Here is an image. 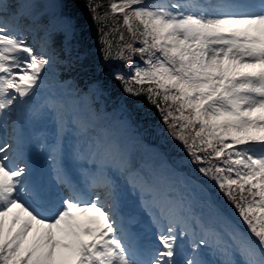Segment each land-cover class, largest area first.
I'll list each match as a JSON object with an SVG mask.
<instances>
[{"label":"snow or ice","instance_id":"obj_1","mask_svg":"<svg viewBox=\"0 0 264 264\" xmlns=\"http://www.w3.org/2000/svg\"><path fill=\"white\" fill-rule=\"evenodd\" d=\"M65 6L0 0V127L15 133L14 117L27 109L31 121L57 129L55 145L41 132L34 141L0 137V264H207L201 249L221 254L220 264H264V0H220L196 14L179 3H111L131 39L119 32L113 54L105 37L118 27L98 29L101 57L113 63L110 79L154 107L180 145L185 156L165 170L134 161L122 130L93 106L95 85L32 106L49 70L66 62L55 47L67 39ZM85 6L99 22L103 5ZM66 136L71 158L88 165L82 184L137 201L157 229L152 246L128 243L101 194L80 195L59 163ZM40 151L65 190L36 178Z\"/></svg>","mask_w":264,"mask_h":264},{"label":"trees","instance_id":"obj_2","mask_svg":"<svg viewBox=\"0 0 264 264\" xmlns=\"http://www.w3.org/2000/svg\"><path fill=\"white\" fill-rule=\"evenodd\" d=\"M93 2L103 5L99 10V22L92 19L85 6L86 0H66V14L73 20L72 35L67 42L58 36L55 45L57 52L66 58V62L58 61L49 70L47 77L57 81L71 78L70 86L84 91L95 85L91 98L98 109L105 106L110 114L125 116L129 127L134 129L138 137L144 139L149 148L153 147L151 151L162 155L166 161L177 166V161L185 154L180 151V145L168 137L159 113L143 97H140V102H132V98L123 93L120 85L110 79L113 63L105 64L102 60L101 32L98 29L110 33L113 26L118 27L115 34L110 33L105 37V41L111 44L113 54H118L120 50L116 45L119 32H123L126 41L131 39L127 28L123 26L122 14L111 12L110 5L113 0H93ZM105 12L108 13L107 16ZM135 23L133 22L134 27ZM135 59L139 63V57ZM193 167L188 165L181 169L190 172ZM228 207L231 208L230 205ZM234 213L233 209L231 214L234 216ZM234 219L239 222L238 217L234 216ZM240 226L243 227L242 224Z\"/></svg>","mask_w":264,"mask_h":264},{"label":"rangeland","instance_id":"obj_3","mask_svg":"<svg viewBox=\"0 0 264 264\" xmlns=\"http://www.w3.org/2000/svg\"><path fill=\"white\" fill-rule=\"evenodd\" d=\"M116 1H120V0H115V2ZM176 1L177 0H157V1L144 0L146 5L163 6L165 8H169L170 5L173 3H179V1L178 2H176ZM211 1H213V0H195V4H196L195 6H200L201 4H204V3L206 4V3L211 2ZM256 1H258V0H256ZM7 2H8V0H5V5L7 4ZM40 2H42V3L58 2V0H40ZM113 2H114V0H113ZM186 14H194V13L192 10H190L189 12H186ZM66 34H67V39H65L64 35H60L59 38L61 40L67 41L71 37V35H72V21H70V23L66 26ZM50 80L51 79H49L48 77L45 79L44 83L40 87V89L42 91L52 89V88L56 89L57 87H61L64 90L63 92L67 93L69 96H72L74 94L75 91L70 89V87H69L70 83L68 84L67 81L51 82ZM55 92L62 94V92L59 90H57ZM95 108L97 109L98 112H100L105 117V122L107 124H111V125L116 126L122 130L124 136L126 137L129 144L131 145L132 156L135 159L136 163L151 164L153 167L160 168L161 170H165L168 168H171V169L177 168V166H175V164L166 161L162 155L151 151V149L153 147L149 148L147 146V142L142 141V138L138 137V134L134 131V129L132 130V128L129 127V125L127 123L128 119L125 116L118 117L119 116L118 114H115V113L110 114L111 112L109 110H107V108L105 106L101 107L100 109H98L97 107H95ZM45 126L48 128V131H49V138L51 139L49 142L55 143L57 141L56 126L54 124L46 123V122H45ZM179 171L186 172L185 170H182V169H179ZM176 179L177 180H183V177L178 175L176 177ZM50 187L53 188L52 186H50ZM53 190H54V188H53ZM108 190H109L108 188H99V189H95L94 191L96 193L101 194V195H102V191H103L102 198H104L108 202V201H110L109 195H104L105 194L104 192H107ZM108 203L110 204V202H108ZM134 204L137 205L138 202L134 201V200L124 199V204H123V205H125V206H123V207H125L124 210L126 211V209H128L129 206H130L129 209H132ZM138 208L139 209L137 211H135V213L137 214L136 217H134V219H132L130 222L131 223L130 229L137 233V237L141 239V241H142L141 244L144 246V249H146V247H145L146 245H150V246L153 245L151 241L155 240L157 229L152 224L150 218L147 215H145V213L141 210V208L140 207H138ZM124 217H125V215H124ZM234 221L236 222L235 219H234ZM201 252L203 253L202 258L207 262V264H220V262L223 260V256L219 253L211 252L208 249H201Z\"/></svg>","mask_w":264,"mask_h":264},{"label":"bare ground","instance_id":"obj_4","mask_svg":"<svg viewBox=\"0 0 264 264\" xmlns=\"http://www.w3.org/2000/svg\"><path fill=\"white\" fill-rule=\"evenodd\" d=\"M151 1H157V0H151ZM179 1H182V0H179ZM192 1V0H191ZM190 1V2H191ZM118 4L121 3L122 1H116ZM183 4H184V11L185 12H188L187 10H189V8H191V10H197V8L195 7V5L193 3H195V1L193 0V3L192 5L190 6L188 2L186 1H182ZM220 0H216L215 2L211 1V2H208L206 3L207 5L208 4H216V3H219ZM258 2V1H256ZM185 3H188V4H185ZM202 6H205L204 4H201L200 7ZM199 7V8H200ZM199 10V9H198ZM61 91L62 94H66L68 95L67 93L63 92V88L61 87H57L56 89H48V90H45V91H42L41 89L39 90L37 96L35 97V99L33 100V107H36L38 106L46 97L49 96L50 93L52 92H55V91ZM14 119H16V123L14 125L15 129L17 130L15 133L13 132V126H9L8 128H3V127H0V137H10L12 135H18L19 137H21L22 139H25V140H28V141H34V137L36 135L37 132H41L43 134L42 136V139L44 141V143L46 144H49V145H55L54 142H49L51 139L49 138V131H48V128L45 126V122L43 121H40V122H37V121H31L29 118H28V111L27 109H24L22 110V114L21 116L17 119L14 117ZM61 148H62V156L60 158V166L71 176H74V184L76 185V187H83V189L86 191V195H90V192L91 190L87 189L81 182V177L79 175V168L81 166H88L86 164L85 161H77V160H74L73 158H71V156L69 155V149H68V137L66 136L64 138V141L62 142L61 144ZM40 156V159L42 158H45L46 159V164H45V168L48 172V176L50 178V181L52 183V178L55 176V172H54V169L53 167L51 166V161L48 162V158H47V154L44 152V151H40L38 154H35L34 153V156ZM33 156V158H34ZM133 157V156H132ZM134 159V158H133ZM135 161V159H134ZM33 163L35 164L34 162V159H33ZM74 174V175H72ZM41 180L43 183L45 184H48V180H47V177L44 175L42 177V179H39ZM52 185H56L54 183H52ZM56 190H65L64 189V186H55ZM105 194L104 195H109V198H110V205L114 208V211H115V214H116V217L118 219V224L119 226H122L123 228V233L121 234L124 238H127L128 236V243L133 247H135L138 251H141L139 249V245L137 243V233L136 232H131V230L128 231V233H126L124 230L127 228V226L129 225V223L131 222L132 219H134V217H136V213L135 211H137L139 208V204L137 205H133L132 209H126V211L124 210L125 205L124 204V198L122 197H119L117 196L112 190H108L107 192H104ZM108 193V194H107ZM87 197V196H85ZM132 211V214H133V218H129V214L130 212ZM90 215H95V213H90ZM125 215V217H124ZM124 217V218H123ZM125 228V229H124ZM132 241V242H131ZM146 248L149 247V245H146L145 246Z\"/></svg>","mask_w":264,"mask_h":264}]
</instances>
